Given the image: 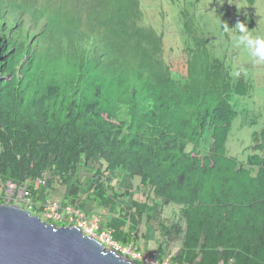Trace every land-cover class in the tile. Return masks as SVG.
<instances>
[{"label": "trees", "instance_id": "16d2710c", "mask_svg": "<svg viewBox=\"0 0 264 264\" xmlns=\"http://www.w3.org/2000/svg\"><path fill=\"white\" fill-rule=\"evenodd\" d=\"M57 3L0 0V186H27L37 201L52 178L68 187L67 205L102 210L103 228L124 246L156 208L158 250L181 242L171 264H264V129L244 158L226 148L233 99L250 82L210 53L193 11L179 12L181 74L143 24L140 0ZM114 174L138 179L143 200L127 203Z\"/></svg>", "mask_w": 264, "mask_h": 264}, {"label": "rangeland", "instance_id": "374dc122", "mask_svg": "<svg viewBox=\"0 0 264 264\" xmlns=\"http://www.w3.org/2000/svg\"><path fill=\"white\" fill-rule=\"evenodd\" d=\"M46 3H51L64 7L81 6L86 0H42ZM89 1V0H87ZM141 9L143 12V24L147 27H151L156 33L162 35L163 38V57L168 62L172 72H178L184 74L185 68V54L181 47V43L188 40V36L184 31L183 24L179 18V12L182 9H186L188 14L192 11L194 13V29L197 34L207 37L210 53L225 62L230 68V73L235 77L239 76L244 80H247L252 85L251 92L246 96H239L233 99V105L235 106L237 116L232 122L230 131L228 134L226 148L228 156L242 159L243 150L252 145L251 134L253 132H259L264 129V62H258L254 58L250 51L243 46H238L235 37L239 34L234 31H225L223 25H227L229 30L235 28L237 23H244L253 36L264 37V0H140ZM193 7V8H191ZM176 37V38H175ZM208 134V133H207ZM211 140L206 134L200 143V154H206L210 148ZM250 150L246 151V155ZM112 182L113 186H117L119 183V175L114 177ZM131 188L134 192V199L143 200L140 194L137 192L138 179L133 181L125 180L124 186ZM51 188H47L50 192L47 193L50 202H60V190L65 192L68 188L60 189V185L51 181ZM55 192L57 196H55ZM122 192V190H121ZM132 192V191H131ZM4 193V189L0 186V194ZM59 195V196H58ZM129 200V199H128ZM128 200L126 202H128ZM130 201V200H129ZM21 201L14 203L13 206L19 208H25ZM127 205V203H125ZM25 210V209H24ZM172 210V209H171ZM27 211V210H26ZM29 213L33 216L38 215L42 221L50 220V223L57 227H72L75 225V221L72 223L70 217L64 215V219L48 218L44 214L35 213L34 209H28ZM155 213L153 221L151 223H142L139 228V234L137 241L132 245H127L122 250L127 252L132 250L134 252H140L148 260H151L153 264H171V258L178 252L180 248V241L170 242L169 240H163L161 249L158 250L161 240H157L153 232L160 219L158 210L154 209ZM63 214V211L61 212ZM94 217H97V221L100 222V228H103L102 210H95L92 212ZM82 215L83 213H79ZM91 215V214H90ZM84 216V220L89 222L91 217ZM170 208L164 210V215L161 217L170 216ZM75 216V215H74ZM73 216V217H74ZM78 218V215L76 216ZM68 225H65L67 221ZM104 229V228H103ZM102 232V231H101ZM105 232V231H104ZM102 234V233H101ZM157 234V233H156ZM100 234H95L98 237ZM150 238V239H149ZM161 238V235H160ZM106 251H112L111 244H101ZM118 246V245H117ZM119 247V246H118ZM122 258L133 261L137 260L132 258L129 254L121 255ZM133 259V260H131ZM134 264H143L142 262H135ZM146 264V263H144ZM149 264V263H147Z\"/></svg>", "mask_w": 264, "mask_h": 264}, {"label": "water", "instance_id": "95a60500", "mask_svg": "<svg viewBox=\"0 0 264 264\" xmlns=\"http://www.w3.org/2000/svg\"><path fill=\"white\" fill-rule=\"evenodd\" d=\"M0 264H134L75 227H57L0 205Z\"/></svg>", "mask_w": 264, "mask_h": 264}, {"label": "built area", "instance_id": "2783aa9c", "mask_svg": "<svg viewBox=\"0 0 264 264\" xmlns=\"http://www.w3.org/2000/svg\"><path fill=\"white\" fill-rule=\"evenodd\" d=\"M50 172L47 171L43 174L42 178L39 180H36L34 183L35 188H45L46 187V181H48V178L50 179L49 176ZM53 179L51 178V181ZM54 181V180H53ZM4 189V200L6 204L9 203H17L18 201H21L22 204L24 205V209L28 211V209H34L35 213H40L46 215L48 218L56 219L57 215L58 218L64 219L68 218V216H72L74 213V210L72 211L71 206H68L63 210V214L61 213L60 210V202H50L48 198L43 199V200H37L34 201L32 200V197L30 195L29 190L27 189V186H22V187H16L14 184L7 182L3 185ZM29 212V211H28ZM78 215V218H75L73 222L75 221V225H72V227H75L78 229L83 235L89 236L96 241H98L100 244L102 243H108L111 244V248L113 252H116L117 254L121 255H126L129 254L132 258H136L137 260L133 261H139L144 263H149L153 264L151 260H148L147 257L142 256L138 252H134L132 250H128L125 252L122 247L124 248H129L130 247H125L124 245L118 244L114 241L111 240V233L109 231H106L105 229H99L100 228V222L97 221V217H94V215L91 216V219L89 222L84 220V216L82 218V215H79L78 212L76 213ZM66 215V217H64ZM38 216V215H36ZM48 223H50V220H46ZM72 222V223H73ZM102 231V232H101ZM105 231V232H104ZM102 233V234H101ZM95 234H100L98 237L95 236ZM119 247H118V246ZM127 246V245H126Z\"/></svg>", "mask_w": 264, "mask_h": 264}, {"label": "clouds", "instance_id": "9594fccd", "mask_svg": "<svg viewBox=\"0 0 264 264\" xmlns=\"http://www.w3.org/2000/svg\"><path fill=\"white\" fill-rule=\"evenodd\" d=\"M223 27H224L225 31H234V32L239 33L235 37L237 45L243 46L244 48L248 49L250 51L251 55L254 58H256L258 62H264V37L253 36L251 34V31H249L247 29V27L244 23H237L235 28H233L231 30H229L227 25H223ZM53 182H55V181H53ZM55 183H57V182H55ZM2 205H7V204H2ZM22 209H24V208H22ZM44 222H47V221H44Z\"/></svg>", "mask_w": 264, "mask_h": 264}, {"label": "crops", "instance_id": "0c3cea01", "mask_svg": "<svg viewBox=\"0 0 264 264\" xmlns=\"http://www.w3.org/2000/svg\"><path fill=\"white\" fill-rule=\"evenodd\" d=\"M118 175L117 174H114L113 176H112V181L111 182H113L114 181V177H117ZM119 183H118V185L117 186H115V188L118 190V191H120L121 192V190H122V192L123 191H125V190H128L129 191V195H128V199L129 200H132V199H134V192H133V190H132V188H131V184H129V182H128V184H129V187L127 186L126 188L127 189H125V187L122 189V187L124 186V184H122V183H124L125 182V180L127 179V177H123V176H119ZM129 179H127V181H128ZM130 181V180H129ZM122 182V183H121ZM121 185H122V187H121ZM138 186V185H137ZM51 188V187H50ZM65 188H68V187H66L65 185H60V189H65ZM137 189H138V187H137ZM132 191V192H131ZM50 191L49 190H47L46 191V189H44V191H41V193L39 194V200H43L44 199V197L45 198H48V196H47V193H49ZM67 193V191H65V192H63V191H61L60 190V192H59V194H60V196H59V198H60V210H61V212L63 211V210H65V208L66 207H68V206H71V208H72V211L74 210V213L72 214V216H69L70 217V221L72 222L73 220H75V218H76V216H77V212H79V213H81L82 211H80L78 208H77V206H75L74 204H71V205H67V204H69L68 202H65L66 200L64 199V196H65V194ZM55 196H57V193L55 192ZM129 200H128V202H129ZM135 200V199H134ZM138 200V199H137ZM127 202V203H128ZM126 203V202H125ZM83 213V215H85V218L87 219V216H89L90 215V213L89 214H84V212H82ZM93 214V213H92ZM92 214L90 215V217L92 216ZM75 215V216H74ZM74 216V217H73ZM152 216V215H151ZM67 221V220H66ZM68 221L66 222V224L65 225H68ZM142 226V225H141ZM153 232H154V234L156 235V236H158V238H157V240L159 239L160 240V237H159V234H158V232H157V226L155 227V229H153ZM157 233V234H156ZM138 253H140V252H138Z\"/></svg>", "mask_w": 264, "mask_h": 264}, {"label": "bare ground", "instance_id": "6f19581e", "mask_svg": "<svg viewBox=\"0 0 264 264\" xmlns=\"http://www.w3.org/2000/svg\"><path fill=\"white\" fill-rule=\"evenodd\" d=\"M150 239V238H149Z\"/></svg>", "mask_w": 264, "mask_h": 264}]
</instances>
